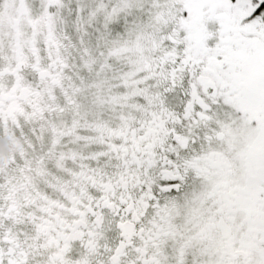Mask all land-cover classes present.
Here are the masks:
<instances>
[{"label": "snow or ice", "instance_id": "1", "mask_svg": "<svg viewBox=\"0 0 264 264\" xmlns=\"http://www.w3.org/2000/svg\"><path fill=\"white\" fill-rule=\"evenodd\" d=\"M0 264H264V0H0Z\"/></svg>", "mask_w": 264, "mask_h": 264}]
</instances>
